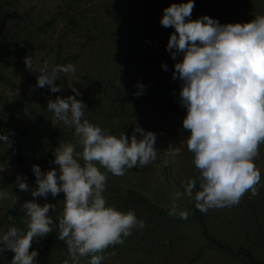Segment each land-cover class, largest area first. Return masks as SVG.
<instances>
[{"label":"rangeland","instance_id":"rangeland-1","mask_svg":"<svg viewBox=\"0 0 264 264\" xmlns=\"http://www.w3.org/2000/svg\"><path fill=\"white\" fill-rule=\"evenodd\" d=\"M187 0H0V55L4 46L11 49L23 36L32 35L35 27L47 22L44 28L32 35V44L26 50L15 52L6 59H0V120L16 127L30 128L37 116L38 130L20 137L17 158L10 146L0 141V191H6L18 198L17 207L22 220L27 218L20 205L28 200L43 205L47 197L31 196L36 187L33 165L41 171L53 168L54 149L59 143L77 144L73 128L55 120L47 110V102L57 96L75 95L71 88L78 89L85 105V116L90 123L101 127L119 138L121 133L131 136L135 127L156 133L154 147L158 158L148 166L126 170L125 175L116 177L110 173L103 193L107 206L123 212L132 210L143 220V230L133 229L122 245L108 248L102 264H185L196 250L201 254L191 264H248L244 259L218 250L207 244L194 222H178L171 216H157L147 213L139 206L126 201L125 190L132 189L149 198L155 204L169 209L173 194L183 192L182 183L196 179L198 170L193 164L192 153L187 150V131L183 129V116L167 110L162 101H179L181 81L173 79V73L161 69L158 63L173 66L176 61L166 46L171 27H163L160 20L163 10L173 3ZM210 17L221 24L246 23L257 14H264V0H206ZM196 20L193 8L191 17ZM156 22V23H155ZM17 23L14 30L5 29ZM133 28L138 29V42L150 57H141L130 44ZM12 38V39H11ZM17 41V42H16ZM30 56L33 66L51 69L55 65L73 64L75 73L60 74L57 84L60 92H51L47 87L36 84L38 73L26 69L24 58ZM70 56V58H69ZM138 84L144 85L142 94ZM71 86V87H70ZM67 132L63 139L52 135ZM0 134H4L0 130ZM139 139V134H136ZM169 144L181 148L175 163L162 167L165 149ZM21 161V163H19ZM261 172L264 185V145L254 161ZM102 172L105 170L100 169ZM20 177L29 185V191H21L16 184ZM181 210L189 211V198L175 201ZM9 200H0V235L10 227L7 217ZM63 200L57 202L55 217L59 220ZM128 209V210H127ZM205 218L210 231L225 243L244 246L256 258L264 262V186L259 195L247 193L238 205L224 209H210ZM54 224L53 232H57ZM150 229L149 232H147ZM41 238L33 241L34 245ZM32 243V244H33ZM51 247V246H50ZM115 252V255L110 253ZM9 251L0 258V264H10ZM48 249L42 263L53 264ZM90 257L81 258L80 264H88Z\"/></svg>","mask_w":264,"mask_h":264},{"label":"clouds","instance_id":"clouds-1","mask_svg":"<svg viewBox=\"0 0 264 264\" xmlns=\"http://www.w3.org/2000/svg\"><path fill=\"white\" fill-rule=\"evenodd\" d=\"M194 7L193 0L173 3L163 10L160 20L163 27L174 29L166 50L173 61L177 55L181 57L173 65L172 78L181 81L178 102L186 109L182 120L188 133L185 143L199 172V190L197 180L189 179L182 183L183 192L173 194L168 215L180 219L189 216L175 203L183 197L194 199L196 209L207 214L210 209L238 205L249 192L255 197L259 187L264 186L254 163L264 145V14L246 23L221 24L208 16L192 20ZM24 64L30 72L38 73L37 86L53 93L62 90V85L56 83L61 73L76 71L73 64L39 69L33 66L30 56L24 58ZM161 67L167 70L166 64ZM137 88L141 91L133 95L142 94L144 85L138 84ZM71 90L74 96L50 99L47 110L55 120L74 129L81 150L77 152L74 143H59L53 161L59 171L53 168L44 172L33 165L36 187L31 189V196L64 194L56 225L57 238L67 248L68 258L63 264H80L86 257H90L88 264H102L108 248L122 245L133 229L145 228L134 211L107 206L103 196L106 173L120 177L126 170L156 161V133L137 126L131 136L121 133L117 138L109 134L84 119L86 105L75 98L81 93L74 87ZM0 141L10 146L8 135L0 134ZM180 154V147L169 144L161 166L175 163ZM4 170L0 166V172ZM16 184L21 191H29V185L19 176ZM0 200H10L12 206L18 202L6 191H0ZM20 209L27 218V230L10 227L0 235V258L11 251L10 264H38V251L30 249L34 239L53 232L49 211L56 208L32 199L23 202Z\"/></svg>","mask_w":264,"mask_h":264},{"label":"trees","instance_id":"trees-1","mask_svg":"<svg viewBox=\"0 0 264 264\" xmlns=\"http://www.w3.org/2000/svg\"><path fill=\"white\" fill-rule=\"evenodd\" d=\"M194 4H195L194 9H195L197 19L201 16L210 17L208 5H207V2L205 0H194ZM0 16H1V12H0ZM12 25H13V27H15V26H17V23H14ZM45 25H47V22H45V24L43 23L42 25L36 26L35 32H33V34H36L38 31L42 30L44 28L43 26H45ZM16 28L17 27H15V28L8 27L5 29V31L9 32L11 34V32L14 30V33L12 34V35H14V34H16ZM137 34H138V29L133 28L131 30V34H130V44H131L132 48L141 57L152 60V59H150L149 56H147L143 52L140 45L138 44ZM32 35L23 36L22 39H20L21 41L16 43V45L14 44L11 49L8 48V45L4 46L2 49V53L0 55V59L1 60L6 59V58L10 57L11 54H14L15 52H21V51L29 48L32 44V40H31ZM69 58H70V56H69ZM158 65L161 69H163L161 67L162 63H158ZM163 70L166 72H171V73H173V71H174L173 66H167V70H165V69H163ZM162 106L167 110L175 111V112L179 113L181 116L185 117L186 109L181 107L178 100H176V99L165 98L162 101ZM38 121H39V119L36 116L34 124L30 128H25V127H16L7 121L0 120V130H3L4 134L8 135L9 141L11 142L9 150L13 151L17 158H20L19 151H18L19 138L27 136L30 132H32L33 134H36V132L38 130L37 129L38 128V126H37ZM72 132H74V129L72 130ZM52 135L65 139L68 136V133L67 132H55ZM19 163H21V161H19ZM198 176H199V172H198L197 177H196L197 190H199L198 189V184H199ZM125 198H126V201H129L131 205L139 206L142 209H144L147 213H151V214L157 215V216H159V215L169 216L168 215L169 209L163 208V207L155 204L149 198L138 194L137 192H135L132 189L125 190ZM61 200H64V194L62 192L60 194H58L56 197H52L50 194L47 196V203L54 204L55 208H57V202L61 201ZM8 210H9V214L7 217L8 222H10L14 227H17L21 230L26 231L27 230V224L22 220V218L20 216V211H19L17 205L12 206V202L10 200H9V204H8ZM188 212H189V216L187 219H180L179 217H175V216H171V217H173L178 222L191 221V222H194L196 225H198L200 235L202 238H205L207 240L208 245H210V246H212L218 250L227 252V253L235 256V257H240V258L244 259L248 264H264V262L261 259L256 258L254 256V254L249 250V248L244 247V246L233 247V246L225 243L221 239H219L215 234H213L208 227V224H207V221L205 218V214L201 213L199 210L196 209L194 199H189V211ZM49 215L51 216V218L53 220H55L54 219L55 211H52L50 209ZM54 224H58V221H55ZM149 231H150V229L147 232H149ZM57 237H58V230H57V232H52V233L48 234L47 236L39 239L37 241V244H42L41 246L34 245V243L32 244L30 251L36 250L39 253L38 257L36 258L38 264H44V263H42L43 258H44L43 255H44L45 250H47V249L49 252H52L51 258L54 259L53 264H63V261L68 258L67 257V248H66L65 242L60 241ZM36 240H37V238L34 239V241H36ZM201 251H202V248L199 247L196 250V252L194 253V255L191 258H189L185 264H191L201 254ZM7 256L9 258V263H10L12 256H13V253L11 251H9Z\"/></svg>","mask_w":264,"mask_h":264},{"label":"crops","instance_id":"crops-1","mask_svg":"<svg viewBox=\"0 0 264 264\" xmlns=\"http://www.w3.org/2000/svg\"><path fill=\"white\" fill-rule=\"evenodd\" d=\"M206 1V0H205ZM193 3H194V0H193ZM195 10V9H194ZM195 17H196V13H195ZM197 18V17H196ZM156 23V22H155ZM137 42H138V34H137ZM139 44V42H138ZM140 45V44H139ZM141 47V46H140ZM142 49V48H141ZM144 52V51H143ZM145 53V52H144ZM146 54V53H145ZM147 55V54H146ZM148 56V55H147Z\"/></svg>","mask_w":264,"mask_h":264}]
</instances>
